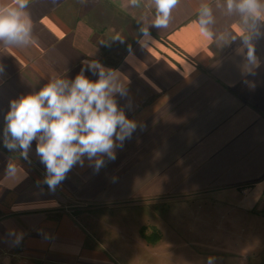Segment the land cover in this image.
I'll return each mask as SVG.
<instances>
[{"label":"crops","instance_id":"crops-1","mask_svg":"<svg viewBox=\"0 0 264 264\" xmlns=\"http://www.w3.org/2000/svg\"><path fill=\"white\" fill-rule=\"evenodd\" d=\"M205 4L211 38L196 23ZM25 11L31 42H0V264H189L169 239L181 225L264 208V18L245 24L225 0H180L167 28L153 26V0H29ZM84 61L120 73L116 100L137 127L114 160L97 170L85 158L52 191L35 141L28 160L4 147V116Z\"/></svg>","mask_w":264,"mask_h":264},{"label":"clouds","instance_id":"clouds-1","mask_svg":"<svg viewBox=\"0 0 264 264\" xmlns=\"http://www.w3.org/2000/svg\"><path fill=\"white\" fill-rule=\"evenodd\" d=\"M135 5L138 0H130ZM180 0H153L156 17L153 26L167 28L172 10ZM229 13L238 12L245 24H253L264 18V0H225ZM29 0H11L0 5V42L20 45L31 42L32 23L25 11ZM201 32L211 38L209 25L214 23L212 8L201 6L198 20ZM148 36V30H141ZM248 38L245 37V43ZM143 43V41H141ZM248 58H254V47L248 44ZM87 69L74 79L57 77L39 91L22 95L10 101L4 116L3 144L9 151H19L25 160L33 141L36 155L45 166L44 183L55 191L76 166L84 165L85 158L98 170L104 164V157L116 158L114 149L122 146L136 129V121L129 119L118 106L117 94L125 95V86L120 73L105 68L98 61H84ZM96 73V80L84 73ZM14 161L7 166L6 179L16 180L23 175Z\"/></svg>","mask_w":264,"mask_h":264},{"label":"rangeland","instance_id":"rangeland-1","mask_svg":"<svg viewBox=\"0 0 264 264\" xmlns=\"http://www.w3.org/2000/svg\"><path fill=\"white\" fill-rule=\"evenodd\" d=\"M198 218L180 226L179 238L174 233L169 237L185 243L178 252L189 264L264 263V208L246 214L223 210L207 216L202 212Z\"/></svg>","mask_w":264,"mask_h":264},{"label":"built area","instance_id":"built-area-1","mask_svg":"<svg viewBox=\"0 0 264 264\" xmlns=\"http://www.w3.org/2000/svg\"><path fill=\"white\" fill-rule=\"evenodd\" d=\"M262 264H264V263H262Z\"/></svg>","mask_w":264,"mask_h":264}]
</instances>
